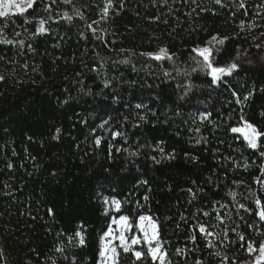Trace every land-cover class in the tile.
I'll return each instance as SVG.
<instances>
[{
	"label": "trees",
	"instance_id": "obj_1",
	"mask_svg": "<svg viewBox=\"0 0 264 264\" xmlns=\"http://www.w3.org/2000/svg\"><path fill=\"white\" fill-rule=\"evenodd\" d=\"M95 1L92 23L81 0L0 18L12 41L0 43V264H100L103 196L121 202L131 233L140 216L157 223L168 264H255L264 136L253 149L231 129L264 133V38L242 29L264 0ZM161 47L171 59L143 55ZM204 47L237 69L213 84L193 51ZM139 249L140 260L119 249L118 264H157Z\"/></svg>",
	"mask_w": 264,
	"mask_h": 264
},
{
	"label": "snow or ice",
	"instance_id": "obj_2",
	"mask_svg": "<svg viewBox=\"0 0 264 264\" xmlns=\"http://www.w3.org/2000/svg\"><path fill=\"white\" fill-rule=\"evenodd\" d=\"M35 3V0H0V18H8L13 14L17 15H23L28 9H31ZM216 3H221V0H216ZM111 5L105 7L103 10L105 14H107L108 7ZM241 7H243V4H241ZM65 16H67V13H65ZM71 19V17H68ZM45 21H40V26L37 29V33H43L46 32L47 29L44 27ZM227 39L221 38L219 41H217V37L213 36L211 40L208 42L209 44L213 42H218L220 44L224 43V40ZM12 41L9 40H0V43H11ZM21 43H23L21 41ZM193 51L197 52L198 56L202 57L203 63L201 66V70L208 69V74L212 77V83L217 84L223 76L225 75H231L232 72L237 69L238 65L233 63L229 65L228 67H217L214 66L212 63V60L210 59L212 54V49L209 47L204 48H196L193 49ZM143 55L153 57L156 60H161L165 57L171 59V56L168 54V50L166 48L161 47L157 53H143ZM0 79H3L2 76H0ZM244 99H248V97H245ZM137 108L142 107L141 105H136ZM141 120H145L146 117L141 116ZM108 121H104V124H107ZM104 124H101V127H104ZM233 132H239L243 135L244 140L247 142L248 146L250 148H257V141L258 138L261 136H264V133H261L257 130V128L250 124L245 122V126L241 128H232ZM60 130L57 129V132ZM116 135H120L119 133H116ZM96 144H100L99 138L96 140ZM163 151V149H161ZM261 156H264V152L261 153ZM158 162V161H157ZM247 167V165L245 166ZM262 174H264V167L261 169ZM257 182L260 183L261 181L259 178H256ZM233 195H235L233 193ZM255 203L257 205V208L259 211L257 212V215L259 216L261 221H264V206L261 205V200L257 198L255 200ZM104 204L107 207L110 205V202L107 198L104 200ZM111 206H113L116 210H119L121 208V202L119 200H112ZM241 207H244L241 205ZM207 215V213H205ZM114 223H117L120 226V234L118 237L113 235V230L111 227H109L108 231L104 233V237H102V244L99 251V256L101 257V264H107L109 260H113L117 255V248L112 244V241L115 239H119L120 241V247L123 249L125 253L132 252L136 260H140L144 253L141 251L135 250L133 247L134 245L141 244L142 242L147 245V253L151 257L152 261L155 262L157 260L160 261V264H165L166 260V253L162 251V245L161 241L158 238L157 235V225L149 216H140L138 218V221L135 223V228L138 229V231L142 234L141 236L138 235H132L131 241L128 242V237L125 235L126 232H130L133 229V223L129 221V217L127 216H120L118 221H113ZM199 231L201 233H204L205 227L201 225L199 227ZM77 235H80L77 233ZM210 235V233H209ZM105 237H110L111 239H108L107 241L104 240ZM195 237H193L194 239ZM243 239V237H241ZM80 243L84 244V238L81 236ZM179 251V250H178ZM248 251L251 253L255 251V249L252 247L251 244H249ZM260 255L256 259V264H264V244H262L259 248ZM217 256L220 255L219 252L216 253ZM226 259V258H225ZM135 264V261L133 262ZM197 264H200L198 261Z\"/></svg>",
	"mask_w": 264,
	"mask_h": 264
},
{
	"label": "rangeland",
	"instance_id": "obj_3",
	"mask_svg": "<svg viewBox=\"0 0 264 264\" xmlns=\"http://www.w3.org/2000/svg\"><path fill=\"white\" fill-rule=\"evenodd\" d=\"M126 1L134 2V3L139 4L145 8H151L153 6V0H126ZM81 5H82V16L85 18V20L87 22L92 23L97 17H99V14L97 12V2L95 0H81ZM263 26H264V4L254 8V20L251 21L248 25L243 26L242 29L244 31L248 32L253 37L254 40L260 41L264 38V31H262ZM260 29H261V31H260ZM244 126H245V123L242 126L236 127V128H241ZM236 133L240 134L243 137V135L241 133H239V132H236ZM257 145H258V141H257ZM8 168H9V164L5 158L4 151H0V194L2 193V191L4 190L5 185H6ZM105 198H107L110 202V205L107 207V210H106V206L104 204ZM112 200H116V199L110 198L108 196H103L101 198V203L103 204L106 213L111 214V219H110V222H109V225L107 227L106 232L108 231L109 227H111L113 230V235L118 237L120 234V226L117 223H114L113 221H118L120 216H125V215H115L120 209L116 210L113 206H111ZM155 224L157 225L156 222H155ZM138 233L139 234H133V233H131V231L126 232L125 235L128 237V242L131 241L132 235H138V236L142 235L140 232H138ZM157 235L159 238L158 225H157ZM102 237H104V234ZM108 239H111V238L110 237L104 238L105 241H107ZM101 244H102V238H101ZM112 244L114 246H116L118 255L113 260H109L107 262V264H118L119 249H122L119 246L120 245L119 239L113 240ZM143 244L144 243L142 242L141 244L134 245L133 247L135 248V250L140 251L139 248ZM162 251L165 252L163 247H162ZM259 255H260V252H259ZM156 262H157V264H160L159 260H157ZM100 264H101V257H100ZM165 264H168L167 257L165 260ZM255 264H256V262H255Z\"/></svg>",
	"mask_w": 264,
	"mask_h": 264
}]
</instances>
